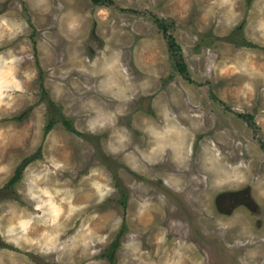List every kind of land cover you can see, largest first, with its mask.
I'll return each mask as SVG.
<instances>
[{"label":"rangeland","instance_id":"rangeland-1","mask_svg":"<svg viewBox=\"0 0 264 264\" xmlns=\"http://www.w3.org/2000/svg\"><path fill=\"white\" fill-rule=\"evenodd\" d=\"M0 264H264V0H0Z\"/></svg>","mask_w":264,"mask_h":264},{"label":"trees","instance_id":"trees-1","mask_svg":"<svg viewBox=\"0 0 264 264\" xmlns=\"http://www.w3.org/2000/svg\"><path fill=\"white\" fill-rule=\"evenodd\" d=\"M94 4H106V5H111L113 4V0H91ZM158 26L160 27L161 31L164 33L165 35V39H166V43H167V49L174 61V66L175 68L178 70V72L184 76L186 79L189 80V73L187 70V65L183 59V55L181 53V48L179 46V44L176 42L174 36L168 32V26L165 23H162L161 20H158ZM246 44L244 45H249L248 42H244ZM251 45V44H250ZM244 116V115H241ZM246 117V116H245ZM251 118L250 116L247 118L246 120H251L249 119ZM56 121V118H49L47 120V123L44 126V133H48L52 127L54 126ZM64 126L65 128L70 131V132H76L77 134H80L78 131L74 130L73 125L71 122H69L68 120L64 119L63 120ZM37 153L32 154L30 156H27L25 158H23V160L18 164V166L16 167V169L14 170L13 175L11 176V178L9 179V181L6 183V185H4V188H7L9 186H13L21 177V173L24 169V167L30 163V161H32V159L36 158ZM124 203V202H123ZM120 232L117 233L116 238L114 239V241H112L109 246H108V250H110V253H106L105 255L107 256L108 260H110L111 262L114 261L113 258V253L117 247L118 239L120 238Z\"/></svg>","mask_w":264,"mask_h":264},{"label":"water","instance_id":"water-1","mask_svg":"<svg viewBox=\"0 0 264 264\" xmlns=\"http://www.w3.org/2000/svg\"><path fill=\"white\" fill-rule=\"evenodd\" d=\"M242 192L248 193L246 196L247 199L245 198L243 201L238 198L239 194ZM224 195L227 196L225 207L230 206V208H225V213H229V211H231V209L238 204H245L248 206L254 204V200L250 196V189L248 187H244L242 190L222 192L221 194L217 195V198Z\"/></svg>","mask_w":264,"mask_h":264},{"label":"flooded vegetation","instance_id":"flooded-vegetation-1","mask_svg":"<svg viewBox=\"0 0 264 264\" xmlns=\"http://www.w3.org/2000/svg\"><path fill=\"white\" fill-rule=\"evenodd\" d=\"M243 188H241L240 190H242ZM248 195V193L247 192H242V193H240L239 194V196H238V198L240 199V200H244L245 198H246V196ZM250 196H251V193H250ZM252 197V196H251ZM226 199H227V196L226 195H224V196H221V197H219V198H217L216 196H215V198H214V200H213V203H214V205H215V208L217 209V211H222V212H226L225 211V208H230V206L228 207V206H226L225 207V205H226ZM247 199V198H246ZM253 199V198H252ZM254 200V199H253ZM243 206L244 208H247L251 213H253V214H258V212H259V209H258V207L256 206V203H255V201H254V204H252V205H245V204H238V205H236V206H234V208H232L231 209V211H229V214L230 213H232L233 212V210L235 209V208H237L238 206ZM227 214V213H226ZM256 224H258V221H257V223ZM220 240H218V242H219ZM243 250V249H242ZM241 250V251H242Z\"/></svg>","mask_w":264,"mask_h":264}]
</instances>
